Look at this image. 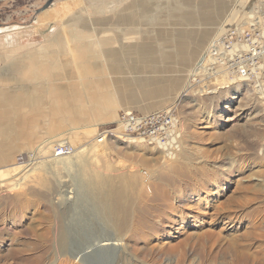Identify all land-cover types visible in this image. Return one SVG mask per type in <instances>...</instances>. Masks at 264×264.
<instances>
[{
    "label": "rangeland",
    "instance_id": "374dc122",
    "mask_svg": "<svg viewBox=\"0 0 264 264\" xmlns=\"http://www.w3.org/2000/svg\"><path fill=\"white\" fill-rule=\"evenodd\" d=\"M49 1H0V26L32 21ZM213 1L225 7L205 14L211 32L217 22L230 24L220 35L264 9V0H164V10L178 5L193 16ZM158 28L132 32L152 38L133 47L131 66L118 71L115 89L130 88L133 105L162 101L154 112L177 106L181 137L173 155L145 141L101 139L119 118L100 127H70L73 137H45L20 150L0 163V264H59L60 258L79 264L73 251L87 253L90 240L108 233V225L98 224L103 208L98 192L90 190L95 179L123 187L130 228L122 241L95 245L84 264H264V92L253 80L232 84L220 72L209 75L205 48L199 61L176 57L174 47L154 41ZM56 143H68L74 152L56 157ZM47 230L52 237L58 230L67 234L65 256H59L55 238L48 246L42 241Z\"/></svg>",
    "mask_w": 264,
    "mask_h": 264
},
{
    "label": "crops",
    "instance_id": "0c3cea01",
    "mask_svg": "<svg viewBox=\"0 0 264 264\" xmlns=\"http://www.w3.org/2000/svg\"><path fill=\"white\" fill-rule=\"evenodd\" d=\"M213 3L197 7L191 16L178 5L167 4L164 10V0H54L28 23L0 26V163L45 137H73L70 127L116 121L119 110H159L162 101L133 105L130 88L115 89L118 71L131 66L133 47L152 38L132 32L158 26L154 41L174 47L185 62L199 61L215 34L229 26L217 22L211 32L213 23L205 14L225 7ZM179 13L185 16L178 18ZM164 23L170 25L168 32L162 30ZM170 92L177 97L179 91Z\"/></svg>",
    "mask_w": 264,
    "mask_h": 264
},
{
    "label": "built area",
    "instance_id": "2783aa9c",
    "mask_svg": "<svg viewBox=\"0 0 264 264\" xmlns=\"http://www.w3.org/2000/svg\"><path fill=\"white\" fill-rule=\"evenodd\" d=\"M251 13L245 23L211 40L203 56L206 61L204 69L213 76L220 72L225 83L253 80L256 88L261 87L264 91V9ZM179 126L176 105L148 114L123 111L117 126L105 128L101 139H135L172 150L178 146L181 137ZM53 151L56 157H60L72 154L74 148L68 143H56ZM261 154L264 156V145Z\"/></svg>",
    "mask_w": 264,
    "mask_h": 264
},
{
    "label": "bare ground",
    "instance_id": "6f19581e",
    "mask_svg": "<svg viewBox=\"0 0 264 264\" xmlns=\"http://www.w3.org/2000/svg\"><path fill=\"white\" fill-rule=\"evenodd\" d=\"M224 29L225 28H223V29L221 28L220 31L217 34H215V36L220 35V33ZM223 32H225V31H223ZM165 150L168 151L167 155H169V156L173 155V152L170 150L169 147L165 148ZM92 185L93 186H92V188H90V190L98 192L96 203L98 204L99 207L103 208V214H102V217L98 218V220H99L98 224H99V227H101L102 229L104 228V225H108V227L105 226L108 229V231H107L108 233H105L103 235L99 234L100 236H102L101 238H100V236H96L92 241L90 240L89 243H87L88 244V249L86 250L87 253L89 251H91L95 245H97V244L99 245L101 242H104V245H110L113 242V240L122 241L126 232L130 228L129 222L131 220V214L129 212L130 199L125 196L123 187L122 188L117 187L116 189H111L106 184V182L102 179H99V180L95 179V182ZM38 192H40V191H38ZM42 193H44V192H42ZM143 220H144V217H143V219L142 218L139 219L140 224H142ZM107 221H110V222L113 221L116 226L114 227V226L110 225L109 223H107ZM104 232H106V231H104ZM263 235H264V233L262 234V236ZM53 238H55V242L57 243V251L59 253V256L60 257L65 256L67 253V248H66L67 234H65L61 230H58V231H56V236L52 237L50 235L49 230H47L41 236V239L45 243L46 246H48L47 243L49 244L53 241ZM84 252L85 251L82 248L76 249L75 251H73L72 257H77L76 261L79 264H84V257L87 254ZM205 253H207V252H205ZM40 257L41 256H39V258ZM183 257H184V255H183ZM69 261L70 260L67 258H60L59 264H75V263H71V261L70 262ZM202 261H203V259H202Z\"/></svg>",
    "mask_w": 264,
    "mask_h": 264
},
{
    "label": "water",
    "instance_id": "95a60500",
    "mask_svg": "<svg viewBox=\"0 0 264 264\" xmlns=\"http://www.w3.org/2000/svg\"><path fill=\"white\" fill-rule=\"evenodd\" d=\"M0 1H3V0H0ZM52 1H49L47 4H50Z\"/></svg>",
    "mask_w": 264,
    "mask_h": 264
}]
</instances>
